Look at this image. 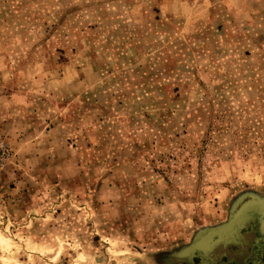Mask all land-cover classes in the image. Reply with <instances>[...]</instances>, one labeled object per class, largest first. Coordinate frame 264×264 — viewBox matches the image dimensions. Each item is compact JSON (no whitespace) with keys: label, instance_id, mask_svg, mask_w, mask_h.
<instances>
[{"label":"rangeland","instance_id":"rangeland-1","mask_svg":"<svg viewBox=\"0 0 264 264\" xmlns=\"http://www.w3.org/2000/svg\"><path fill=\"white\" fill-rule=\"evenodd\" d=\"M0 144V264H193L264 197V0H0Z\"/></svg>","mask_w":264,"mask_h":264},{"label":"water","instance_id":"water-1","mask_svg":"<svg viewBox=\"0 0 264 264\" xmlns=\"http://www.w3.org/2000/svg\"><path fill=\"white\" fill-rule=\"evenodd\" d=\"M231 247L235 248L231 250ZM227 254L234 264H250L251 256L255 260L264 255V197L242 195L226 221L199 230L173 259L186 258L195 264V258H199L201 264H215Z\"/></svg>","mask_w":264,"mask_h":264},{"label":"flooded vegetation","instance_id":"flooded-vegetation-1","mask_svg":"<svg viewBox=\"0 0 264 264\" xmlns=\"http://www.w3.org/2000/svg\"><path fill=\"white\" fill-rule=\"evenodd\" d=\"M235 247H231L230 249L231 250H233ZM257 249V248H256ZM231 256H230V254H227V255H225V256H223V257H221L220 259H218L217 260V262L215 263V264H222L221 262H225L226 264H234V263H231L230 261H229V258H230ZM254 257L253 256H251V260H249L250 261V264H255L256 262H262V263H264V255L262 256V257H259V259H256L255 258V260L253 259ZM253 259V260H252ZM197 260H199V258L197 259Z\"/></svg>","mask_w":264,"mask_h":264},{"label":"built area","instance_id":"built-area-1","mask_svg":"<svg viewBox=\"0 0 264 264\" xmlns=\"http://www.w3.org/2000/svg\"><path fill=\"white\" fill-rule=\"evenodd\" d=\"M9 155H10L9 148L4 144H0V159L3 161L6 158H8Z\"/></svg>","mask_w":264,"mask_h":264}]
</instances>
